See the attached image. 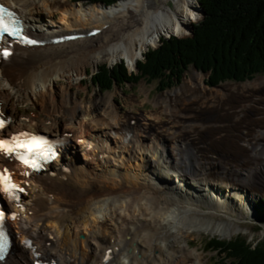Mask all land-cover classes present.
<instances>
[{
    "label": "bare ground",
    "instance_id": "obj_1",
    "mask_svg": "<svg viewBox=\"0 0 264 264\" xmlns=\"http://www.w3.org/2000/svg\"><path fill=\"white\" fill-rule=\"evenodd\" d=\"M1 1L19 12L28 33L46 42L38 48L20 47L12 60L0 62V81L7 87L0 85V104L7 105V96L19 89L33 104H42L40 112L49 116L44 122L15 117L11 131L73 133L55 164L32 181L34 194L25 199L26 208L17 210L13 254L5 264H33L27 239L36 252L53 255L60 264H100L109 249L114 264H203L200 254L194 257L198 249L168 247V235L211 225L216 233L231 234L233 222L243 218L240 209L248 204L246 194L264 190V88L234 85L239 95L228 98L220 87L208 91L215 101L206 104L188 98L189 80L185 79L181 89L161 95L156 104L159 111L154 113L164 112L168 118L180 110L217 111L210 119L183 117L178 123L176 141L170 147L175 162H167L156 146L154 120L158 117L150 121L144 115L133 126H124L123 120L131 116L119 117L113 94L85 101L70 91L87 66L125 57L131 67L162 34L187 36L198 15L193 16L197 0H177L175 9L165 4L169 0H122L110 7L69 0ZM33 9L52 13V21L58 12L65 23L41 25ZM94 29L101 33L52 43L70 31L87 35ZM60 81L68 84L62 87V99ZM204 82L200 76L198 83L206 90ZM98 128L104 131L97 132ZM78 148H83L82 158L70 157ZM198 158L211 161L218 170L206 173L205 163ZM4 165L11 164L0 156V168ZM192 184L205 187L208 195ZM222 187L227 196L220 195ZM203 207L230 223L213 225L214 219L199 215L206 213ZM137 212L143 214L136 216Z\"/></svg>",
    "mask_w": 264,
    "mask_h": 264
},
{
    "label": "trees",
    "instance_id": "obj_2",
    "mask_svg": "<svg viewBox=\"0 0 264 264\" xmlns=\"http://www.w3.org/2000/svg\"><path fill=\"white\" fill-rule=\"evenodd\" d=\"M74 1L110 7L120 0ZM199 3L205 17L194 25L190 37L161 38L159 47L150 49L136 63L137 73H129L123 62L113 67L103 65L92 76V83L100 91L109 92L115 85L136 84L144 79L158 82V90L162 92L179 84L190 67L210 74L206 79L209 87L264 76V0H199ZM157 44L158 41L154 46ZM255 211L264 221L263 200L255 202ZM204 250L217 252L231 264H264V241L254 246L241 236L230 241L210 239Z\"/></svg>",
    "mask_w": 264,
    "mask_h": 264
},
{
    "label": "rangeland",
    "instance_id": "obj_3",
    "mask_svg": "<svg viewBox=\"0 0 264 264\" xmlns=\"http://www.w3.org/2000/svg\"><path fill=\"white\" fill-rule=\"evenodd\" d=\"M120 1H122V0H120ZM69 2L71 4H74V2L72 0H69ZM164 2L171 9H175L177 7L176 5L179 3L177 0H169L168 2H166V1H164ZM198 2H199V0L195 1L196 12L193 16H196V13H198V16H197V18L193 17L192 22H191V24H193V25L199 24L204 19L200 10H199L200 6H199ZM85 6H87V5L85 4ZM97 6H100V5L97 4ZM160 9H161V7H160ZM31 12L36 14L37 18L39 19L38 21L41 25H49L50 26V25H53V23H56L54 25H59L61 23L62 24L65 23L62 20L63 16L60 15L58 12L54 13V14H56V16L55 15L53 16V17H55L54 21H52V18H51L52 13L49 14L47 12L40 10V9H33ZM78 31L81 32L84 30L79 29ZM69 33H71V34L76 33V31H70ZM191 35H192L191 32H188V35L185 37H177V36L172 35V34H162L160 37L157 38L158 44L156 46H154L156 43L149 45L147 47L148 49L145 50V52L134 62V65L131 67H130V63L128 62V59L125 57H121V58L115 59L113 61H103V62L99 63L97 67L87 66L86 68L81 70L80 80L77 82V84H73L74 86L70 89V91L72 94H74L77 97L78 100H85V101L89 100V99H93V100L101 99V98L103 99V97H106L108 95L113 94V96H114L113 104L115 105V107H117V113L120 114L119 117H121V118H123L127 114L133 115V119L136 118L137 116L140 117V116L146 115L150 119V121H153L154 120L153 118L158 117L157 120H154V122L156 124V128H158L156 130L158 133L160 131H162V132H160V137H158L157 141L161 145H167L168 146V148H166V149H161L162 152H165L166 161L167 162H175V154L171 150V148H170L171 146L169 144H171V142L175 136L176 129L178 128L181 121L183 120V117H185L184 112H186V111L180 110L177 114H174V115L169 114V118L167 117V114L164 112L155 114L154 112L156 110L159 111V104L156 105L158 100H159V97H161V95H164L166 93L181 89L182 86L186 83L185 82V79H186V81L189 80V83L186 84L189 87L188 98L189 99L194 98V100L198 103L210 104V103H214L215 100L211 98V96L208 94V91H214V90L218 89L219 87H223L220 90V92H222V94H228L227 95L228 98H235L239 94L236 92V90L233 88L234 86H232V85H237V84L228 82V83L221 84L219 87H216V88H209V87H206V85L204 84V86L206 87V90H205L203 87H201L199 85L198 79L201 76L203 78V82H204L206 79V76L197 72L195 69L190 68L185 73V75L183 76V79L179 85H176L172 89L166 90L164 92L158 91V89H157L158 83L157 82L150 83L146 80H140L136 84H127L124 86H115L112 91L102 93L97 87H95L93 85L91 78H92V76H94L99 71V68L101 66L107 65L108 67H112V66L119 64L121 62H123L125 64L129 73L136 72V68L134 71H131L133 69V67L135 66L136 62L142 61L144 59V54L146 52H148L150 49H156L157 47H159L158 45H160L159 42H160L161 38H167L168 39L171 37H176L178 39H186V38L190 37ZM254 84H260L264 88V76H262V75L255 76V78L252 79L251 81H246L244 83H240L239 86L245 85V87L251 88V87H253ZM0 85L3 86L5 89H7L6 85L3 84L1 81H0ZM63 85H68V84L65 83L64 81L58 82L59 99H62L65 96L64 92L62 91ZM263 88H261V89H263ZM210 89H212V90H210ZM261 89L256 90V91L257 92L261 91ZM10 92H12V91H10ZM13 94H15V95L7 96L8 98H10V99L7 98L9 103L7 105H5V107L8 111H11L14 113H24V112H28V111L30 112L31 111V112L37 113L38 117L40 115H42L41 113H39V110L37 109L39 107H43L42 104H33L34 102H32L28 98H26L23 95V93L19 91V89L15 90V92H13ZM257 97H259V96H257ZM257 97H253L254 100L258 101L259 98H257ZM221 98L223 100H219V101H221L223 103L225 101V98L224 97H221ZM101 104L103 105V107L106 106L104 101H102ZM2 105H4V104H2ZM253 106H256V103H253ZM257 108H260V107H257ZM197 111L198 110H192V111H188L186 113H191V114H193L194 117H201V114H204L203 112L201 113V111H198L199 113ZM216 112L217 111H214V112L207 111L205 114H211V113L216 114ZM149 114L151 116H149ZM28 115H30V114H28ZM43 116H44V119L48 118L45 115H43ZM172 116H173V118H172ZM212 116L210 118H212ZM150 117H153V118H150ZM158 119L160 122H158ZM123 121H125V120H123ZM178 123H179V125H178ZM165 126L167 127V130H166ZM168 126H169V128H168ZM159 127H160V131H159ZM170 127L172 129V133L174 132L173 133L174 135L173 134L171 135ZM200 155L203 156L204 154L202 153ZM251 155L255 156V153L253 152ZM210 156L211 155H209V157ZM75 157L78 159L79 158L81 159L82 158V150H80V149L77 150L75 152ZM254 158H258V156L254 157ZM263 159H264V156H263ZM198 161L205 163L204 166L206 168V170H205L206 173H210V172L214 171L215 168H217V167L213 166V164H211V161H209V160L207 161L204 158H200V159L198 158ZM217 170H218V168H217ZM172 185L175 186V184H172ZM192 186L197 188L198 190L202 191L205 195H208L209 191L205 187L204 188H198V186L196 184H192ZM221 189H222V191H221L220 195L222 194L223 196H227V195H225L227 193L226 187H222ZM33 192H34V190L31 191V194H30L31 196H32ZM246 196H248V199H247L248 204L244 205V207H242L240 209L241 210L240 212L242 213L243 218L237 219L236 221L233 222L234 223L233 224L234 225L233 226L234 231L231 234H228V235L224 234V236H223V234H220L219 232L216 233V232L212 231V229H213L212 225L207 229H204V227H203L202 230H195V229H190L189 227H186V228H183L180 232H178L177 230H173L172 232H170V235H168V240L166 241L168 244V247H172L173 249H176V248L180 249V248H182V246H187L188 248H190L192 250L198 249L199 251L195 252V256L193 253L191 256L192 257L193 256L199 257L198 254H200L203 264H231L229 261L225 262L223 260L224 256H219V254H217V252H206L204 250V246H205L206 242L210 239H217L220 241H228L230 239L232 240V239H235L236 237H240V236L245 237L247 239V242L250 244H253L254 246L258 242L264 241V228H263L264 222L261 220V218L257 214H253V209H254L253 204L255 203V201L257 199L264 200V190L258 191V192H252L251 191V192L247 193ZM203 210L206 213L199 214V215L201 217H204L207 220H213L214 219L212 224L215 226L217 224H220L221 226L227 227V225L230 223L228 218L221 215V214H213V213H211V211H208L206 207H203ZM142 214H143V212L142 213L137 212L136 216H139ZM258 221H261L262 225H258V223H259ZM227 222H229V223L227 224ZM167 244H166V247H167Z\"/></svg>",
    "mask_w": 264,
    "mask_h": 264
},
{
    "label": "snow or ice",
    "instance_id": "obj_4",
    "mask_svg": "<svg viewBox=\"0 0 264 264\" xmlns=\"http://www.w3.org/2000/svg\"><path fill=\"white\" fill-rule=\"evenodd\" d=\"M5 36L13 37L21 43L35 44L37 41L28 38L23 35V26L19 17L8 8L0 4V41H3ZM4 55H8L7 52ZM2 126V125H0ZM2 143V142H0ZM11 151V149H9ZM2 180H8V177H0ZM14 187V186H10ZM3 219L2 214H0V220ZM8 246V238L6 234L0 230V255H2Z\"/></svg>",
    "mask_w": 264,
    "mask_h": 264
},
{
    "label": "water",
    "instance_id": "obj_5",
    "mask_svg": "<svg viewBox=\"0 0 264 264\" xmlns=\"http://www.w3.org/2000/svg\"><path fill=\"white\" fill-rule=\"evenodd\" d=\"M198 4L200 6V12H201V14H202V16L204 18L205 17L204 11L201 9V4L199 2H198ZM102 5L104 6V4H102ZM190 32H191V34H193V32H194V25L191 26ZM165 39H167V38H165Z\"/></svg>",
    "mask_w": 264,
    "mask_h": 264
}]
</instances>
